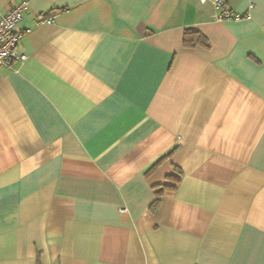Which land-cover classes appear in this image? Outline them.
<instances>
[{
  "label": "crops",
  "instance_id": "obj_1",
  "mask_svg": "<svg viewBox=\"0 0 264 264\" xmlns=\"http://www.w3.org/2000/svg\"><path fill=\"white\" fill-rule=\"evenodd\" d=\"M226 4L29 1L0 67V264H264V0Z\"/></svg>",
  "mask_w": 264,
  "mask_h": 264
},
{
  "label": "built area",
  "instance_id": "obj_2",
  "mask_svg": "<svg viewBox=\"0 0 264 264\" xmlns=\"http://www.w3.org/2000/svg\"><path fill=\"white\" fill-rule=\"evenodd\" d=\"M30 0H17L0 16V67L8 66L14 62H22L26 54L18 48L20 39L28 31L27 27H21L20 22L27 11ZM211 2L216 9L213 17L221 19H239L242 13L229 8L226 0H199L201 3Z\"/></svg>",
  "mask_w": 264,
  "mask_h": 264
},
{
  "label": "trees",
  "instance_id": "obj_3",
  "mask_svg": "<svg viewBox=\"0 0 264 264\" xmlns=\"http://www.w3.org/2000/svg\"><path fill=\"white\" fill-rule=\"evenodd\" d=\"M182 45L184 47H192L195 45L206 46V45H208V40H207L206 36L200 30H198L196 27H187L183 30ZM155 164L150 169H153L155 167ZM170 177H172V176H170ZM176 180H177V178H175V181ZM161 186H162V188H173L174 187L173 185H169V184H163ZM160 190L161 189L156 190V196L157 197L151 203V207L153 209L157 206V203L159 201L158 196L161 193Z\"/></svg>",
  "mask_w": 264,
  "mask_h": 264
}]
</instances>
